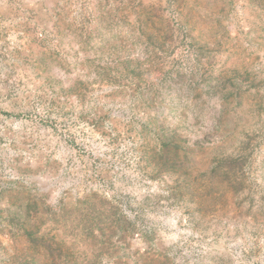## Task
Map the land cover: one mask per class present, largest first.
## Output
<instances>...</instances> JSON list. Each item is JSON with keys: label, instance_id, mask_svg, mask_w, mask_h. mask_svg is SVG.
<instances>
[{"label": "rangeland", "instance_id": "374dc122", "mask_svg": "<svg viewBox=\"0 0 264 264\" xmlns=\"http://www.w3.org/2000/svg\"><path fill=\"white\" fill-rule=\"evenodd\" d=\"M0 264H264V0H0Z\"/></svg>", "mask_w": 264, "mask_h": 264}]
</instances>
